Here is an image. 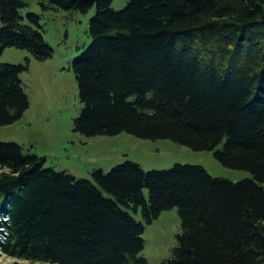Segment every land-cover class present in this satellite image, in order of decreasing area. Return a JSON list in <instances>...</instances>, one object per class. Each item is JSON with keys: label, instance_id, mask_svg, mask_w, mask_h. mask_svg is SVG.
<instances>
[{"label": "trees", "instance_id": "obj_1", "mask_svg": "<svg viewBox=\"0 0 264 264\" xmlns=\"http://www.w3.org/2000/svg\"><path fill=\"white\" fill-rule=\"evenodd\" d=\"M111 1L37 0L41 12L95 6L90 40L71 62L80 104L73 131L169 139L251 178L177 163L145 171L128 160L76 178L0 140V254L147 264L142 222L175 207L181 230L159 264H264V0H126L119 10ZM27 8L0 0V53L14 47L44 61L52 48L40 14ZM28 64L0 63V126L28 108L20 79Z\"/></svg>", "mask_w": 264, "mask_h": 264}, {"label": "rangeland", "instance_id": "obj_2", "mask_svg": "<svg viewBox=\"0 0 264 264\" xmlns=\"http://www.w3.org/2000/svg\"><path fill=\"white\" fill-rule=\"evenodd\" d=\"M26 10L40 14V25L52 55L37 61L25 50L5 47L0 63H23L28 58L26 71L20 74L29 105L22 117L12 124L0 126V140L15 142L22 151L44 157V166L63 170L76 178H89L94 169L107 172L126 160L135 162L145 171L168 169L173 164L199 165L213 176L230 181L251 178L244 170L220 164L211 151H197L169 139H144L128 133L114 136L86 137L72 129V120L80 110L77 86L71 62L88 44L89 18L95 6L81 13L76 10H48L41 12L37 0H27ZM126 0H112L110 8H123ZM264 12V4H262ZM25 10H21L23 15ZM147 197V190L143 191ZM142 222L139 209L132 214ZM143 224V248L140 255L147 264H159L168 258L180 232L177 209L163 210L149 224ZM1 239V238H0ZM0 264H48L30 262L0 254Z\"/></svg>", "mask_w": 264, "mask_h": 264}]
</instances>
